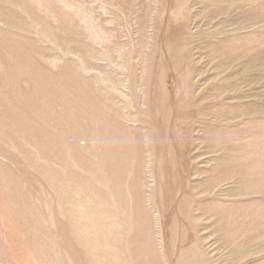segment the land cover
<instances>
[{"label": "rangeland", "instance_id": "1", "mask_svg": "<svg viewBox=\"0 0 264 264\" xmlns=\"http://www.w3.org/2000/svg\"><path fill=\"white\" fill-rule=\"evenodd\" d=\"M263 55L264 0H0V264H264Z\"/></svg>", "mask_w": 264, "mask_h": 264}, {"label": "bare ground", "instance_id": "2", "mask_svg": "<svg viewBox=\"0 0 264 264\" xmlns=\"http://www.w3.org/2000/svg\"><path fill=\"white\" fill-rule=\"evenodd\" d=\"M206 5H207V4H206ZM241 8H242V7H241ZM220 9H221V8H220ZM225 9H226V8H225ZM212 12H213V11H212ZM216 12H217V11H216ZM203 13H204V12H203ZM224 13H225V12H224ZM208 15H209V14H208ZM234 15H235V14H234ZM215 16H216V15H215ZM244 18H245V17H244ZM232 20H233V19H232ZM209 21H211V20H209ZM263 56H264V55H263ZM178 57H179V56H178ZM181 57H182V56H181ZM232 61H234V60H232ZM229 62H230V61H229ZM176 63H177V62H176ZM224 66H225V65H224ZM258 68H259V67H258ZM243 73H244V72H243ZM249 79H250V78H249ZM244 80H246V79H244ZM251 80H252V79H251ZM258 81H259V80H258ZM223 88H224V87H223ZM260 88H261V87H260ZM260 90H261V89H260ZM262 90H264V89H262ZM262 92H263V91H262ZM260 93H261V92H260ZM252 97H253V96H252ZM260 98H261V97H260ZM256 107H257V106H256ZM259 160H260V159H259ZM259 162H260V161H259ZM240 176H241V175H240ZM257 184H258V183H257ZM250 185H251V184H250ZM244 186H245V185H244ZM242 190H243V189H242ZM236 193H237V192H236ZM241 194H242V193H241ZM66 237H67V236H66ZM67 238H68V237H67ZM66 240H67V242H68V239H66ZM229 243H230V242H229ZM66 244H67V243H66ZM68 245H69V244H68ZM71 245H72V244H71ZM71 245H70V246H71ZM247 245H248V244H247ZM70 249H73V248H70ZM193 250H194V249H193ZM73 251H74V250H73ZM195 251H196V250H195ZM197 251H198V250H197ZM185 252H186V251H185ZM193 252H194V251H193ZM198 252H199V251H198ZM239 253H240V252H239ZM190 254H191V253H190ZM196 254H197V252H196ZM199 254H200V253H199ZM197 255H198V254H197ZM197 255H196V256H197ZM192 256H193V255H192ZM199 256H200V255H199ZM193 257H194V256H193ZM197 257H198V256H197ZM186 259H187V258H186ZM195 259H196V258H195ZM195 259H194V260H195ZM189 260H190V258H189ZM191 260H192V258H191ZM196 260H197V259H196ZM199 260H200V259H199V257H198V262H196V264H200V263H199V262H200ZM185 261H186V260H185ZM185 261H183L184 263H182V262H181V263H182V264H190V263H191V262H189V261L186 263ZM192 262H194V261L192 260Z\"/></svg>", "mask_w": 264, "mask_h": 264}]
</instances>
